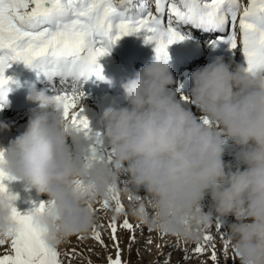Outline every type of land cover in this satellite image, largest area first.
<instances>
[{
	"label": "clouds",
	"instance_id": "1",
	"mask_svg": "<svg viewBox=\"0 0 264 264\" xmlns=\"http://www.w3.org/2000/svg\"><path fill=\"white\" fill-rule=\"evenodd\" d=\"M189 79L191 104L209 125L177 99L168 63L145 64L121 82L124 103L108 106L101 117L112 163L86 162L85 139L70 130L54 95L30 93L38 109L5 149L0 167L53 202L36 217L51 246L89 232L96 222L91 208L124 176L141 222L198 241L214 216H231L227 235L239 264H264V75L253 77L216 58ZM226 140L239 149L234 164L224 160ZM14 203L0 197V235L16 227Z\"/></svg>",
	"mask_w": 264,
	"mask_h": 264
},
{
	"label": "snow or ice",
	"instance_id": "2",
	"mask_svg": "<svg viewBox=\"0 0 264 264\" xmlns=\"http://www.w3.org/2000/svg\"><path fill=\"white\" fill-rule=\"evenodd\" d=\"M181 27L220 33L218 42L242 51L247 73L253 77L264 75V0H0V109L8 103L10 84L18 83L5 75L11 63L23 62L49 81L59 77L63 87L54 95L57 110L68 121L70 130L88 141L84 160L112 163L113 153L102 134L93 132L90 121L82 114L84 93L78 91V85L93 76L105 80L99 58L109 54L112 45L128 35L144 33L145 44L154 45L157 61L166 64L169 46L186 38L179 30ZM180 99L191 103L188 96L181 95ZM200 119L206 125L211 123L204 117ZM4 152L0 149V165L4 163ZM15 179L0 167V197L17 200L5 184ZM123 183L127 185L126 180ZM76 184L84 186L83 181H76ZM110 191L111 195L97 201L99 207L91 210L114 212L107 229L116 255H109L107 261L108 264H126L122 259L118 230L129 231L130 241L135 242L138 226L126 216L122 223L117 222L125 207L117 188ZM140 198L135 196L136 200ZM133 199L130 194L128 200L132 202ZM52 203L41 201L26 212L19 211L15 203L12 205L11 219L16 227L9 236L0 235V248L4 249L0 252V264H66V260L70 264L80 254L76 248L61 253L59 247L49 244L47 229L40 226L36 217ZM213 226L220 232L226 255L231 242L223 230V221L217 218L209 228ZM104 227L103 224L93 225L91 238L107 248L101 231ZM160 235L162 238L164 233ZM87 238L77 234L78 242ZM214 240L210 231H204L192 254L203 255L210 245V259L218 264ZM146 243L151 244V238ZM184 251V258H191L187 248Z\"/></svg>",
	"mask_w": 264,
	"mask_h": 264
},
{
	"label": "rangeland",
	"instance_id": "3",
	"mask_svg": "<svg viewBox=\"0 0 264 264\" xmlns=\"http://www.w3.org/2000/svg\"><path fill=\"white\" fill-rule=\"evenodd\" d=\"M194 43H196L200 47L202 46L196 41ZM83 85L86 88L87 84L84 83ZM79 87H81V85H78V89ZM101 91L102 90H98V92L95 94L97 98L105 97L106 92L104 91L101 92ZM44 92L47 93L48 95L50 94V92H46V91ZM32 107L34 108L33 110L38 109L37 104L32 105ZM95 107L98 108L97 106ZM25 112L26 111H20V112L12 111L4 117V122L6 123L5 130L8 131L11 130L12 131L10 132V134H12L11 136L17 137L19 134L23 132L21 125L25 121H28L29 120L28 117H30V114L29 113L25 114ZM198 114L200 115L199 112ZM97 127H98V123L96 125V128ZM5 130L1 129L0 127V149H4V150L9 146V143L11 142V141L6 142L3 147L1 146V140L6 139L7 136L6 133L2 134V132H4ZM101 130L102 131L100 133L103 134V128ZM87 143L88 141L85 140V146L87 145ZM105 144L107 145L106 142ZM236 150L238 151L239 149L237 148ZM234 155L232 157V153H231L228 156L224 157V159H228L227 162L235 163ZM124 181H125V177L121 176L117 181V186H116L117 194L125 207V212L121 213L117 217V222L122 223L126 216L127 219L134 226H138L135 229V237H136L135 242L130 241L129 231L122 228L118 230V236L120 241L119 246L122 252V259L123 261L126 262V264H164L165 261H167V264H213V261L210 259V250H211L210 245L208 246L209 250L205 254L200 256H195L192 254V249L196 246L197 241H185L166 233H164L163 237L161 238L160 234L163 232L155 230L153 227L149 226L147 223L141 222L135 215H133L131 210L132 202L128 200V196L130 194L134 196L135 194L126 188V186L123 183ZM5 184L7 185L9 193L18 197L17 200L15 201V205L18 208V210L21 212H26L34 204L38 205L41 201H45V202L48 201V197L46 194H38L36 190L33 188H31L28 191L22 190L24 186L23 181H19V180L5 181ZM144 195L145 193L143 191L139 193L140 197H144ZM202 205L204 207V210L208 211L210 205L209 198L206 197L205 200L202 202ZM94 207L98 208L99 204L95 202ZM112 207L113 208L115 207L114 202L112 203ZM145 208L150 214L151 209L148 208L147 202H145ZM95 213H96V222L94 225L103 224L105 226L104 229H102L101 231L103 234L104 242L107 245V248L102 247L99 243H97L94 239L91 238L92 229L89 232L83 234L88 238L82 242H78L77 235H74L70 237L66 242H64L65 244L62 243L59 246V250L61 251V253H64L72 248H76L77 252L80 253L74 259L71 260L70 264H89V262H91V264H108L107 257L109 255L115 257L116 255V249L113 246V241L110 239L109 230L107 229V225L110 219L113 217L114 212L111 210H104V211H97ZM217 218H220L223 221V230L227 233V225L230 222H232L234 218L231 216L220 217L218 215L213 217L214 220ZM149 228H151L152 230L149 231ZM208 231H210L215 237L214 243L218 254V264H239L238 259L236 257L234 258V254L231 252L230 246L228 248L227 254L225 255L223 250V240L221 239L220 232H218L214 226L209 228ZM149 238H151L152 240L151 244L146 243V241ZM185 248H187V252L191 258L188 259L184 258ZM3 250H4L3 248H0V252H2ZM66 264H68L67 260H66Z\"/></svg>",
	"mask_w": 264,
	"mask_h": 264
},
{
	"label": "bare ground",
	"instance_id": "4",
	"mask_svg": "<svg viewBox=\"0 0 264 264\" xmlns=\"http://www.w3.org/2000/svg\"><path fill=\"white\" fill-rule=\"evenodd\" d=\"M182 34L186 37L187 40L192 42H197L201 44L202 50L198 55L190 58V59H184V65L183 67L176 72V75L174 76L176 78V82L174 87L177 88L178 93L176 94L177 99H180L181 95L189 96L184 92L188 78L190 77V74L196 70L197 68L207 64L211 59V51L215 48H217V38L220 35V33L215 31H205L202 29H196V28H184L181 27L179 29ZM205 39V40H204ZM145 36L144 33H137L133 35L124 36L118 41H116L115 44L112 45L110 53L107 55H104L99 58V63L102 66V69L104 72L107 73L108 76H110L115 81V86H112L111 84L107 83L104 86H100L98 84L89 83L88 81H81L79 85L78 91H82L84 95L81 97V105L83 108L85 107H93L96 111V119L94 124L92 125L93 132H101L102 128V114L103 111L112 104H123V91L120 87V84L123 80L126 78L132 76L136 71H138L141 67L139 65H135L129 61L128 57L130 56L129 48L130 47H136L137 45H153V44H145L144 42ZM216 42V43H214ZM179 46H182L180 43ZM239 49H231L228 45L225 48L226 58L224 60L225 64H230L231 59L235 56L236 53H238ZM203 54V55H202ZM202 55V56H201ZM107 65L113 66L116 70H118L125 79L117 78L113 73L112 69L108 70ZM28 67L23 62H13L11 63V66L6 70L5 75L8 77L13 76L14 74H19V72H25ZM32 69V68H30ZM35 70V69H32ZM36 71V70H35ZM60 78L54 77L52 83L49 87H46L44 85H38L33 87V90H42L51 92L49 95H56L59 93V91L62 89V85L60 84ZM84 83H86V88L84 87ZM173 87V86H172ZM86 89V90H85ZM98 90H103L106 92L105 97L103 98H97L96 93ZM31 91V92H32ZM30 93L28 94V96ZM121 95V96H120ZM28 100V104L26 105V108L22 109H13L11 107L4 106L2 109H0V127L1 129L5 130L6 123L4 122V117L8 115L12 111L20 112V111H26L25 114L29 113L30 116L33 112L32 105H36L33 101ZM187 106L191 109L192 112H195L194 114L199 118L200 115L198 114L197 107L195 105H192L191 103H186ZM97 106L98 108H96ZM37 110V109H35ZM24 115V114H23ZM27 116V115H26ZM27 118V117H26ZM30 117H28L29 119ZM23 119V117H22ZM27 120V119H26ZM21 122V121H20ZM28 121H25L22 123V127L27 124ZM5 123V124H4ZM96 123V124H95ZM98 123L99 129L96 128V125ZM7 127V126H6ZM97 129V131H96ZM11 131V130H10ZM21 133V132H20ZM10 134V133H9ZM12 134H10L11 136ZM8 136L6 139L1 140V146L3 147L6 142L12 141L13 139ZM15 136V135H14ZM13 137V136H12ZM1 147V148H2ZM225 154L224 157L228 156L232 153L233 155L237 151V147L232 144L231 141L226 140L225 141ZM225 162L228 161V159H224ZM232 163V162H231ZM234 163V162H233ZM126 179V178H125ZM33 200V199H32ZM65 244V243H64Z\"/></svg>",
	"mask_w": 264,
	"mask_h": 264
}]
</instances>
